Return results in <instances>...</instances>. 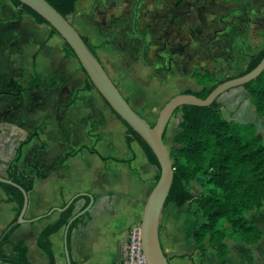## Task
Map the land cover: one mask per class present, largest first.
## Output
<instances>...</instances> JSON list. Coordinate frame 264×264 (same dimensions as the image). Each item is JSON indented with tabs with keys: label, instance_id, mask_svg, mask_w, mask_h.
<instances>
[{
	"label": "crops",
	"instance_id": "obj_1",
	"mask_svg": "<svg viewBox=\"0 0 264 264\" xmlns=\"http://www.w3.org/2000/svg\"><path fill=\"white\" fill-rule=\"evenodd\" d=\"M83 1L77 3L76 12L69 21L95 48L101 65L113 81L102 57L109 54L116 58L120 56L116 52L119 38L115 37L120 25L124 24V35L127 22L130 23V33L137 34L142 13L139 11L135 19L133 15L128 19L130 3L115 1V5H98L105 3L104 0H90L95 5L87 4L81 11ZM10 4L8 0H0V176L6 177V164L16 158L20 149L18 165L35 179L33 190L27 193L28 206L24 218L29 222L19 226L10 242L24 241L30 264H49L48 256L36 245L41 230L58 218L59 213L49 212L53 208H62L76 195L87 194L92 197L93 204L69 233V264L119 263L124 257L128 232L140 224L154 170L135 142L127 146L125 127L113 118L109 107L100 108L101 117L96 113L97 124L93 119L96 115L86 112L82 100H77L67 110L62 108L73 98L72 92L80 88L69 71L75 59L64 60L63 53L56 50L59 36H49L48 26L35 24L27 15H18L17 9ZM109 10L117 12L115 31L106 15ZM54 76L57 80L48 83ZM34 77L39 84L20 92V96H14L19 93L17 86L26 87ZM116 87L125 98L121 89ZM227 98L229 111L234 112L229 116L234 117L227 116L226 120L243 125L257 122L255 109L243 88L229 91ZM241 99H246L245 103H241ZM44 119L41 131L31 136ZM68 145L73 154L61 164ZM90 149L97 154L91 153ZM130 158L129 164L116 162ZM79 196L81 199L75 204L74 215L90 201L88 196ZM5 199L0 188V233L16 215L15 205ZM183 209L170 204L162 211L159 221L160 244L170 264H243L237 253L239 245L228 239L225 240L229 249L225 263L217 260L207 240L200 246L205 250L202 256L193 239L197 232L193 231V222L189 231L181 227L183 217H179L176 211ZM45 215H50V218L40 219ZM260 229L263 231L261 240L248 247L254 264L255 254L259 261L264 262V228ZM64 235L65 228H62L50 237L56 264H68ZM11 248L12 245H5L3 252L9 254Z\"/></svg>",
	"mask_w": 264,
	"mask_h": 264
},
{
	"label": "trees",
	"instance_id": "obj_2",
	"mask_svg": "<svg viewBox=\"0 0 264 264\" xmlns=\"http://www.w3.org/2000/svg\"><path fill=\"white\" fill-rule=\"evenodd\" d=\"M9 1L19 14L29 16L37 25L48 26L50 28L49 36H59L31 8L18 0ZM45 1L62 17L70 19L75 14L76 5L80 0ZM81 39L93 57L100 63L95 48L89 43L88 39L83 36H81ZM62 42L63 59H76L67 43L63 40ZM263 57L264 43L260 51L248 58L247 66L242 73L217 83L210 72L195 71L192 77L198 85L206 86L213 83L212 86L199 92L185 90L182 93L193 94L199 99H205L218 84L253 70ZM80 69L86 78L85 89L95 90L83 69L81 67ZM54 80H57L56 76L49 79L48 83ZM37 84H39V81L34 77L27 83L26 87L17 86L19 93L14 94V96H20V92L30 90ZM242 88L249 94L251 105L264 123V71ZM76 101L77 98L73 97L62 108L67 110ZM103 102L105 103V101ZM110 111L125 127L127 146L129 147L131 142H135L141 148L147 162L156 169V175L152 180V186H154L160 172L154 153L136 131L114 111L111 109ZM178 112L180 113L178 132L173 135L171 140L173 147L168 150L173 168V179L163 210L170 204L180 209L188 203H194L196 205L195 214L205 219V222L199 225L198 231L193 235V239L198 246L197 250L201 255H205V250L201 249L200 246L207 240L208 246L215 253L217 260L220 263H225L229 253L225 240L231 239L239 245L237 253L242 258L243 264H254L248 247L257 244L261 240L263 231L259 226L264 228V215L260 211L264 204V144L261 136L255 134L253 125H240L226 120L221 113V104L217 100L208 107L184 105L175 111V113ZM45 120L34 128L31 136H35L41 131ZM89 151L97 154L93 149ZM72 154L73 151L68 145V152L62 158L61 164ZM19 158L20 149L17 151L16 158L6 164V178L23 189L25 193H28L33 190L35 179L29 172L19 167ZM100 158L106 160V158ZM131 161L132 158L116 160V162L126 164ZM198 179L203 180L200 183L201 186H210L208 188L210 192L200 191L195 193L192 191L191 184L198 181ZM0 188L6 196L5 201L15 205L16 213L14 219L0 233V262L2 264H30L24 241L10 242V237L20 226L17 223V217L22 208L23 195L17 188L10 185L0 183ZM79 199H81L80 196L76 197L66 210L58 214L56 222L44 227L36 239L37 248L48 256L49 264H56L50 237L66 227L68 221L74 215L75 204ZM87 204L88 201L84 207ZM248 214L251 215L250 218L247 217ZM44 218L48 219L50 215H45L40 219ZM80 219H75L69 226L67 247L69 233ZM9 244L12 245L11 251L9 254H5L3 247Z\"/></svg>",
	"mask_w": 264,
	"mask_h": 264
},
{
	"label": "rangeland",
	"instance_id": "obj_3",
	"mask_svg": "<svg viewBox=\"0 0 264 264\" xmlns=\"http://www.w3.org/2000/svg\"><path fill=\"white\" fill-rule=\"evenodd\" d=\"M104 1L105 3L101 2L98 5L130 3L128 19H131L132 15L135 19L139 11L142 13V16L141 14L139 16L137 34L130 33V23L127 22L124 35V24L120 25L118 37L115 36L119 38L116 52L120 56L116 58L113 54L105 55L102 61L114 79L113 82L121 89L128 102L152 126L159 111L170 98L185 90L199 92L212 86L213 83L206 86L198 85L192 77L195 71L210 72L216 83L234 77L245 70L248 58L260 51L264 43V0ZM8 3L10 4L9 0ZM87 4L95 5V3L91 4L90 0H84L81 11ZM91 12L93 13L92 10ZM106 15L111 19L115 31L117 12L109 10ZM92 16L95 17V14L93 13ZM122 29L123 31H120ZM59 38L56 50L62 54L63 42ZM69 71L74 81L80 85L71 96L82 100L87 113L93 112L96 115L93 119L97 124V115L101 117L102 113H99L100 108L105 109L108 106L95 90L85 89L86 78L76 59L69 66ZM227 97L229 92L217 99L221 104L224 118L234 113L229 111ZM245 100L240 101L245 103ZM111 115L116 119L112 113ZM229 117L233 118L234 115ZM179 121L178 112L173 114L167 125L164 143L168 150L173 147L171 140L178 132ZM260 136L264 144V130L260 131ZM153 170L155 177L156 169ZM202 181L198 180L191 184L193 192H210L209 185H200ZM150 186L152 189V181ZM195 210L196 205L188 203L183 210L176 211L179 217L180 215L183 217L181 219L183 230L189 231L192 221L193 231H198L196 228L205 222L204 218L195 214ZM260 211L264 215V204ZM250 216L247 215L248 218ZM254 260L255 264H264L259 261L256 254Z\"/></svg>",
	"mask_w": 264,
	"mask_h": 264
},
{
	"label": "water",
	"instance_id": "obj_4",
	"mask_svg": "<svg viewBox=\"0 0 264 264\" xmlns=\"http://www.w3.org/2000/svg\"><path fill=\"white\" fill-rule=\"evenodd\" d=\"M18 1L39 14L58 33L59 37L67 43V45L73 51L78 64L83 69L85 75L88 77L97 94L103 101H105L106 105L112 111H114L124 122H126L144 139V141L154 153L160 172L159 177L152 187L143 208L142 217L139 224L141 247L147 264H170L162 250L159 239V221L173 179V168L169 157V151L163 140L165 128L175 111L180 109L182 106L191 105L196 107H208L222 94L233 89L242 88L245 84L256 79L264 71V57L250 72L242 76L225 80L218 84L205 99H199L193 94L183 93L173 96L159 111L157 119L152 126L137 112H135L126 99L122 96L116 85L107 75L101 63H99L87 49L86 45L81 39L80 34L75 30L69 19L62 17L45 0ZM254 113L257 118V122L253 125L255 128V134L260 136V131L264 130L263 119L257 114L256 110ZM235 123L243 125L238 122ZM198 180L202 181V179ZM0 183L13 186L22 193L23 204L17 217V223L20 225L28 223L29 220L24 218L28 206L27 193H25L23 189L12 183L6 177L0 176ZM79 195L88 196L87 194ZM79 195L74 196L62 208L51 209L49 214L54 212H63ZM88 197L90 198L89 204L82 211L73 215L65 227L64 253L68 264L70 263V258L66 244L67 230L75 219L83 216L90 209L91 205L93 204V199L90 196Z\"/></svg>",
	"mask_w": 264,
	"mask_h": 264
},
{
	"label": "built area",
	"instance_id": "obj_5",
	"mask_svg": "<svg viewBox=\"0 0 264 264\" xmlns=\"http://www.w3.org/2000/svg\"><path fill=\"white\" fill-rule=\"evenodd\" d=\"M116 264H147L142 252L139 226L128 232L123 260Z\"/></svg>",
	"mask_w": 264,
	"mask_h": 264
}]
</instances>
